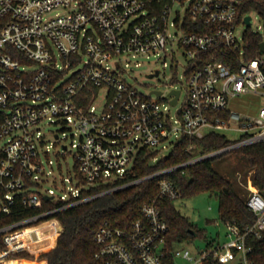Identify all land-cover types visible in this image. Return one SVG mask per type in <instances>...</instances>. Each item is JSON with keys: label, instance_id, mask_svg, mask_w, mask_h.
I'll list each match as a JSON object with an SVG mask.
<instances>
[{"label": "built area", "instance_id": "obj_1", "mask_svg": "<svg viewBox=\"0 0 264 264\" xmlns=\"http://www.w3.org/2000/svg\"><path fill=\"white\" fill-rule=\"evenodd\" d=\"M183 1L0 0V21L5 22L0 34V219L21 208L37 210L44 200L59 204L0 227V264L19 261L21 252L35 256L29 253L32 245L55 242L63 231L60 211L150 180L157 182L158 192L141 206V217L130 229L105 222L95 233V264H204L210 256L218 264H254L249 240L264 234V197L257 189L247 199L254 223L244 228L225 224L226 240L211 241L204 249L169 245L171 228L161 203L182 196L171 173L264 142V106L256 116L229 109L230 99L243 94L264 98V52L259 47L256 57H248L246 42L248 31L264 42L252 28L251 14L256 11L264 20V0H193L184 11H175ZM59 9L63 12L50 15ZM241 25L246 30L238 35ZM174 42L187 59L183 87L146 96L127 80L126 67L137 57L167 54ZM157 71L155 76L161 74ZM185 88L187 97L173 115L171 108L181 104ZM102 90L105 100L99 107ZM47 124L64 128L50 140L42 130ZM224 130L241 136L216 152L128 177L140 157L152 156L155 164L166 157L163 149L171 146L172 151L185 136L203 139ZM70 145L76 150L74 166L64 171L58 162V179L51 153L65 158ZM46 184L52 188L43 190ZM48 227L51 231L44 232Z\"/></svg>", "mask_w": 264, "mask_h": 264}, {"label": "trees", "instance_id": "obj_2", "mask_svg": "<svg viewBox=\"0 0 264 264\" xmlns=\"http://www.w3.org/2000/svg\"><path fill=\"white\" fill-rule=\"evenodd\" d=\"M4 23V21H0V34ZM246 42L249 46L248 57H256L259 54L262 39L248 31ZM233 143V140L217 132H212L203 139L185 136L168 156L161 158L155 164L152 163V156L138 158L132 174L128 177L134 178L149 174L187 161L196 154L216 152ZM191 146H194V149L189 150ZM229 152L235 153L239 161L250 169L252 185L264 197V142L239 147L217 156ZM217 156L192 164L185 169V172L175 171L169 177L180 189L181 197L195 196L201 192L216 196L220 201L222 222L224 224L234 223L241 228L247 227L256 220L255 214L247 206V199L251 190L248 195L243 194L229 177L218 171L213 166V160ZM108 186L110 185L96 186L90 192L96 194ZM157 192V182L150 180L122 190L109 192L84 204L60 211L57 213V217L62 223L63 231L57 239L56 246L50 251L42 253L36 261L31 260L32 257L26 252L18 253L16 256L20 258L19 264H95L94 253L97 246L94 242V235L97 230L105 222H109L114 227L130 229L132 223L141 217V206L154 198ZM43 203V206L37 210L21 208L19 213L2 217L0 227L14 219L44 209H52L59 205L49 200H44ZM161 207L163 216L171 228L168 236L171 247L176 241L194 239L196 235L201 236L202 230L179 213L174 201L165 200L161 203ZM249 245L253 246V253L250 258L254 264H264V234L261 238H250ZM11 264H18V262ZM204 264L218 263L210 256Z\"/></svg>", "mask_w": 264, "mask_h": 264}, {"label": "rangeland", "instance_id": "obj_3", "mask_svg": "<svg viewBox=\"0 0 264 264\" xmlns=\"http://www.w3.org/2000/svg\"><path fill=\"white\" fill-rule=\"evenodd\" d=\"M193 0H184L183 2H177L174 5V10L184 11L188 5ZM57 12H63V10H55L50 13L51 16L57 14ZM253 16V26L252 28L258 30L262 35H264V20L263 17L256 11L251 12ZM246 30L245 25H241L237 30L238 35ZM175 36H179V34ZM172 54L175 55V61H172ZM130 67H126L125 77L127 80L135 86L138 91L150 95L153 90H160L168 94L174 86L183 87L184 84V73L187 64V59L184 56V50L180 47L177 42L173 45H168L167 54L160 53L159 55H150L144 57H137L132 59ZM166 61L167 65H164ZM140 63V65H136ZM175 64H177L175 69ZM160 70L161 74L159 76L149 77L151 73ZM183 82V84L181 83ZM188 91L185 88L181 104L177 107L171 108V113L176 114L178 109L181 107L184 99L187 97ZM155 98V97H154ZM105 100V90L101 91L100 97L97 99V106L101 107ZM264 106V98L261 95L247 93L236 98H231L229 102V109L236 110L238 112L244 113L249 116H256L260 108ZM64 127L61 124H47L42 127L43 133L50 140L54 139V133L57 131H62ZM75 133V131H74ZM221 134L225 135L230 140L238 139L241 134L232 130L220 131ZM78 139V136H75ZM174 141L176 139L174 138ZM67 143H70L67 141ZM171 146L163 149L161 156H167L171 151ZM76 150L70 145V149L67 152L65 158H59L55 156L54 151L51 153V159L55 161L54 172L55 176L60 178L58 173V162L63 166L64 171L67 170L69 166L72 168L75 163ZM213 166L220 172L229 177L236 187L241 189L243 194L248 195L250 190L256 189L251 182L252 172L243 163L239 161L237 155L233 152H229L220 156H217L213 160ZM52 188V185L46 184L43 190ZM60 193L59 191H57ZM176 209L180 214L187 217L192 223H194L200 230H202L201 236H197L194 239H183L181 241H176L175 245L179 248L187 247L190 249H196L201 247L204 249L207 244L211 241L224 242L226 240V226L222 222L220 217V201L216 196H211L207 192H201L195 196L181 197L174 200ZM44 232L51 231V228H46ZM35 236V233H33ZM57 239L53 242L51 239L44 241V243L39 245H32L29 248V253L31 255H37L38 257L47 251H50L56 246ZM33 256L31 260L36 261L38 257ZM31 257V256H30ZM19 264V261H17ZM6 264H9L7 262Z\"/></svg>", "mask_w": 264, "mask_h": 264}, {"label": "water", "instance_id": "obj_4", "mask_svg": "<svg viewBox=\"0 0 264 264\" xmlns=\"http://www.w3.org/2000/svg\"><path fill=\"white\" fill-rule=\"evenodd\" d=\"M250 20H251V17H247V18H246V23H247L248 25H250ZM260 47H261L262 51L264 52V42H262V43L260 44ZM158 74H159V71H157L155 74L150 75V77H154L155 75H158ZM175 92H176L178 95H179V93H180V91H175ZM174 103H176V99H175Z\"/></svg>", "mask_w": 264, "mask_h": 264}]
</instances>
